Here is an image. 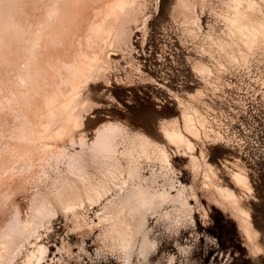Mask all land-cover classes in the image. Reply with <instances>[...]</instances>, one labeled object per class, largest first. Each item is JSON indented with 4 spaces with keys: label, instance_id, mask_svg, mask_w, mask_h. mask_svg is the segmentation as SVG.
I'll return each mask as SVG.
<instances>
[{
    "label": "bare ground",
    "instance_id": "bare-ground-1",
    "mask_svg": "<svg viewBox=\"0 0 264 264\" xmlns=\"http://www.w3.org/2000/svg\"><path fill=\"white\" fill-rule=\"evenodd\" d=\"M147 1L0 0V264H81L82 252L89 255L84 240L81 253L63 241L58 251L67 258L51 256L46 239L60 215L72 217L74 230L99 231L98 255L109 252L120 264H153L160 236L177 237L195 224L189 199V189L196 196L194 186L175 175L168 145L191 151L195 176L261 249L240 194L253 191L247 170L229 169L234 188L222 182L204 152L202 158L194 154L193 137L206 129L195 102L180 101L181 118L161 122L165 142L120 119L103 121L89 137L87 115L100 105L94 86L111 84L118 50L127 47L124 56L139 78L153 80L128 49L134 22H142L146 42ZM263 2L176 0L173 16L182 36L226 71L206 44L247 66L264 49ZM199 8L215 19L206 31ZM190 60L210 82L212 66ZM202 95L200 90L194 98ZM156 225L163 226L160 232Z\"/></svg>",
    "mask_w": 264,
    "mask_h": 264
},
{
    "label": "rangeland",
    "instance_id": "rangeland-1",
    "mask_svg": "<svg viewBox=\"0 0 264 264\" xmlns=\"http://www.w3.org/2000/svg\"><path fill=\"white\" fill-rule=\"evenodd\" d=\"M175 5L176 0L147 1L150 23L146 42L143 43L142 22H134L133 45L128 49L139 61L137 66L153 80L139 78L124 56L127 47L118 50L116 58L120 63L114 62L111 84L100 82L94 86L100 105L87 115V132L90 137L103 121L120 119L165 142L161 122L181 118L180 101L195 102L206 117V129L199 137H193L194 154L202 158L204 152L222 182L234 188L229 169L241 166L247 170L253 191L240 194L259 232L257 241L261 249L247 238L238 218L215 203L212 193L203 187L202 176H195L191 151L184 148L178 151L176 146L168 145L175 175L187 186H194L196 196L189 189V199L196 207L195 224L183 228L177 237L160 236L153 264L160 260L169 264L170 255L175 257L173 264H264V49L246 66L231 62L217 45L206 44L228 67L226 71L219 70V65L209 62L207 53L198 52L192 41L182 36L180 20L173 16ZM199 14L206 31L215 19L208 9L199 8ZM190 58L212 66L214 74L210 82L194 70ZM200 90L203 95L194 98ZM94 211H89L92 219ZM71 219L63 215L55 218L54 232L46 239L51 256L67 258L58 251L63 241L72 244L74 254L81 253L84 240L89 255L82 252L81 264H120L109 252L97 254L101 245L96 236L99 231L74 230ZM160 227L163 226L156 225L157 230ZM180 246H187L190 252L182 253Z\"/></svg>",
    "mask_w": 264,
    "mask_h": 264
}]
</instances>
